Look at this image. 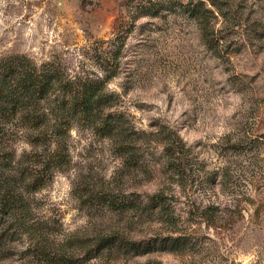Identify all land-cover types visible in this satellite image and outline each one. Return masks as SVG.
<instances>
[{
  "label": "rangeland",
  "instance_id": "1",
  "mask_svg": "<svg viewBox=\"0 0 264 264\" xmlns=\"http://www.w3.org/2000/svg\"><path fill=\"white\" fill-rule=\"evenodd\" d=\"M15 58L87 89L88 107L65 113L69 164L35 192L18 179L0 264H264V0H0V79ZM22 99L0 111L16 178L72 104L57 87Z\"/></svg>",
  "mask_w": 264,
  "mask_h": 264
},
{
  "label": "trees",
  "instance_id": "2",
  "mask_svg": "<svg viewBox=\"0 0 264 264\" xmlns=\"http://www.w3.org/2000/svg\"><path fill=\"white\" fill-rule=\"evenodd\" d=\"M209 46L212 47L211 43ZM18 61V59L4 60L1 65L7 72L6 77L0 79V100L7 99L9 109L6 111V106L0 109L1 112H9L12 114L23 106V97L30 94L33 97L43 99L47 97L54 88H59L62 91L69 93L72 98L71 105H59L57 108V115H61L62 119L57 121L55 133L57 135L56 148L49 150L43 157L35 154L33 166H25L20 163L17 173L19 178L12 177L4 171V167L0 169V215L10 217L19 210L22 199V194L18 191V182L21 181L19 187L22 192L30 193L41 189L48 183L54 175L55 171L63 170L69 164V153L65 140L63 139L64 130L70 123L65 113L70 110L73 114H77V108L82 106V109L88 107V91L87 89H80L74 86L61 74H59L51 65L48 66L41 73L32 70H26ZM8 77H14L17 85L11 87L6 84ZM32 128L39 126L38 118L34 117ZM168 143L166 145V153L169 158V167L178 170L179 172L184 169L183 159L187 156V149L182 140L171 131L167 137ZM3 144V143H2ZM176 156V158H174ZM29 162V161H28ZM20 181H19V180ZM3 228L0 220V230ZM40 252L47 257H51V253L46 251V247L40 243L36 244ZM48 254V255H47ZM52 259H56V255H52Z\"/></svg>",
  "mask_w": 264,
  "mask_h": 264
}]
</instances>
